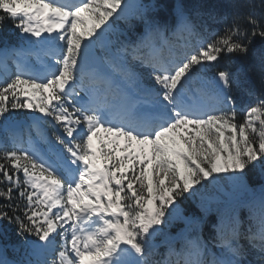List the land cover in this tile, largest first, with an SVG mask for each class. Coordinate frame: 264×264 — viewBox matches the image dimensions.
I'll list each match as a JSON object with an SVG mask.
<instances>
[{"label": "snow or ice", "instance_id": "snow-or-ice-1", "mask_svg": "<svg viewBox=\"0 0 264 264\" xmlns=\"http://www.w3.org/2000/svg\"><path fill=\"white\" fill-rule=\"evenodd\" d=\"M156 8L0 0V30L11 21L21 40L0 49L17 58L0 74V235L20 237L0 264H245L242 239L264 264V183L247 180L257 164L264 179V0L234 3L222 34L179 0L174 27ZM224 56L256 57L261 91Z\"/></svg>", "mask_w": 264, "mask_h": 264}, {"label": "trees", "instance_id": "trees-1", "mask_svg": "<svg viewBox=\"0 0 264 264\" xmlns=\"http://www.w3.org/2000/svg\"><path fill=\"white\" fill-rule=\"evenodd\" d=\"M143 3L156 5V13L158 19L163 23H167L170 26H175L176 24V14L175 7L177 5L178 0H142ZM239 2L242 5L241 11L246 12L248 6V0H179V3H182L185 6V9L193 20V22L198 26L206 29V34H210L213 31H217L219 33H223L225 27L230 24L233 16V4ZM212 17H215L213 19ZM227 19H224V18ZM115 27L119 30H123L124 22L119 21ZM142 31V29H140ZM19 33L12 26L11 21H6L3 29L0 30V49L5 47H14L20 45ZM256 48L258 50V54L260 50H264V42L260 40L256 41ZM219 67L224 68L228 67L230 70L235 71L238 68L243 69V75L241 77L242 80L246 81L245 87L249 90H252L256 93L261 91L260 81L258 79V72L261 68L260 62L256 57H248V58H235L224 56L220 62ZM217 69L211 68L210 74L214 73ZM237 97V102L239 105H244L249 103L253 98L249 97L245 93H235ZM238 117L240 119L243 118V113H238ZM248 183L253 188H258L261 183H264V179L261 178L260 173V165L257 164L256 168L249 171V175L247 177ZM198 201L189 200L185 202L182 207L186 209V212L190 213L195 210L197 213L199 209L197 208ZM249 214L246 210H242L241 212V220H242V231L247 235L248 228L251 227L252 232L257 230V225L250 220ZM209 222H215L216 216L213 214L208 217ZM182 223L177 221L174 222L171 228L169 229L171 235H176L177 231L180 227H182ZM10 229L6 235H0V245H15L20 241V237L15 234V231L12 230L13 226H8ZM204 237L208 238L209 235V224H205L204 226ZM159 242V239L158 241ZM241 243L244 245L247 257L245 264H260V261L257 257L260 255L258 250L253 249L249 242L245 239L241 240ZM258 243V241L256 242ZM164 247H161L159 251L164 252ZM214 252H219V249L213 248ZM8 258L19 259L20 254L13 252L12 248L9 247L7 251Z\"/></svg>", "mask_w": 264, "mask_h": 264}, {"label": "rangeland", "instance_id": "rangeland-1", "mask_svg": "<svg viewBox=\"0 0 264 264\" xmlns=\"http://www.w3.org/2000/svg\"><path fill=\"white\" fill-rule=\"evenodd\" d=\"M21 44V42H20ZM17 59L16 57H10L7 60V64L5 65L2 61V58H0V74H3L5 72H13L15 71V64L13 63V60Z\"/></svg>", "mask_w": 264, "mask_h": 264}]
</instances>
